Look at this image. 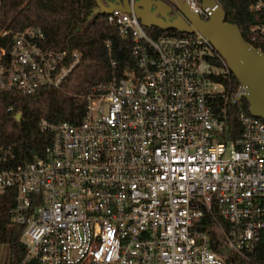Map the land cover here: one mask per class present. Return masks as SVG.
<instances>
[{
	"label": "built area",
	"instance_id": "obj_1",
	"mask_svg": "<svg viewBox=\"0 0 264 264\" xmlns=\"http://www.w3.org/2000/svg\"><path fill=\"white\" fill-rule=\"evenodd\" d=\"M136 1L128 0L130 14L106 16L131 39L134 66L82 96V120L40 121L50 142L29 163L0 140V194L10 193L11 221L23 227L16 264H226L246 258L264 233V121L240 111L241 137L230 140L226 105L244 90L225 92L210 79L228 77L225 61L198 33L148 34ZM162 2L180 15L175 0ZM180 3L202 22L222 8ZM249 10L259 22L247 34L264 53V0ZM43 41L38 29L0 27L1 91L28 96L63 85L81 54Z\"/></svg>",
	"mask_w": 264,
	"mask_h": 264
},
{
	"label": "trees",
	"instance_id": "obj_2",
	"mask_svg": "<svg viewBox=\"0 0 264 264\" xmlns=\"http://www.w3.org/2000/svg\"><path fill=\"white\" fill-rule=\"evenodd\" d=\"M217 1L226 14V21L236 25L244 40L257 48V43L253 44L247 34L248 28L259 22L258 16L249 10L252 0ZM95 8L93 0H0V27H6L13 33L27 28L38 29L44 36L42 46L45 49L76 50L81 54L79 65L59 89L43 88L28 96L0 90V140L2 144L13 148L19 163L33 161L31 152L41 154L49 145L50 135L38 129L40 121L78 124L85 114L82 96L93 86L108 82L113 71L121 75L125 69L134 66L130 54L131 39L120 37L118 31L107 24L105 15H94ZM146 32L154 36H184L175 31L162 32L155 28L146 29ZM106 41L110 42V55L105 46ZM0 46L4 47L2 42ZM206 59L219 67L214 58ZM111 62L115 63L114 70L111 69ZM210 79L223 84L225 92L230 87L229 93H233L239 85L231 73L226 78L213 76ZM223 108L222 102L215 103L216 114ZM240 111L249 114L245 100L226 105L230 140L241 137L242 131L237 120ZM18 114L21 116L19 122L16 121ZM11 207L10 193H1L0 244L9 248V264H16L24 254L20 243L23 227L12 223ZM208 225L209 222L204 223L201 229L207 230ZM217 246L213 244V248ZM226 264H264V233L246 258H227Z\"/></svg>",
	"mask_w": 264,
	"mask_h": 264
},
{
	"label": "water",
	"instance_id": "obj_3",
	"mask_svg": "<svg viewBox=\"0 0 264 264\" xmlns=\"http://www.w3.org/2000/svg\"><path fill=\"white\" fill-rule=\"evenodd\" d=\"M94 15L108 16L114 10L130 14L128 0L102 2L93 0ZM180 15L170 16L171 8L162 1L137 0L132 8L133 14L146 29L155 28L162 32L175 31L179 34H200L225 61L230 73L244 93L237 101L244 99L248 104L249 115L264 121V53L252 47L242 37L239 28L226 21L222 8H217L209 20L202 22L188 11L185 3L175 0ZM211 2H205L208 4ZM20 114L16 121H20ZM36 152L32 151L31 156Z\"/></svg>",
	"mask_w": 264,
	"mask_h": 264
},
{
	"label": "rangeland",
	"instance_id": "obj_4",
	"mask_svg": "<svg viewBox=\"0 0 264 264\" xmlns=\"http://www.w3.org/2000/svg\"><path fill=\"white\" fill-rule=\"evenodd\" d=\"M9 255L8 246L0 244V264H9Z\"/></svg>",
	"mask_w": 264,
	"mask_h": 264
},
{
	"label": "flooded vegetation",
	"instance_id": "obj_5",
	"mask_svg": "<svg viewBox=\"0 0 264 264\" xmlns=\"http://www.w3.org/2000/svg\"><path fill=\"white\" fill-rule=\"evenodd\" d=\"M171 10H172V9H171ZM174 14H175V13H174L173 11L170 12V16H171V17H174Z\"/></svg>",
	"mask_w": 264,
	"mask_h": 264
}]
</instances>
